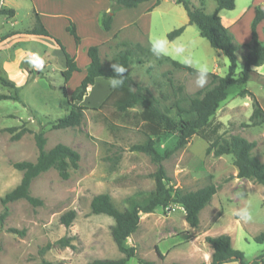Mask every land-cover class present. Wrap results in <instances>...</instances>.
Segmentation results:
<instances>
[{"label": "rangeland", "instance_id": "374dc122", "mask_svg": "<svg viewBox=\"0 0 264 264\" xmlns=\"http://www.w3.org/2000/svg\"><path fill=\"white\" fill-rule=\"evenodd\" d=\"M188 1L199 6V0ZM251 1L235 0L233 10L219 12V16L227 21L235 20L229 32L238 46L250 43ZM78 2L81 0H0V10L14 11L11 18L0 15V80L15 85L12 90L0 81V95L13 98L16 92L19 98V101L0 100V198L20 182L22 173L12 164L35 162L38 155L35 134L42 133L45 138V151L62 144L79 155L77 168H68L66 180H62L55 169H50L31 182L29 193L42 202L40 206L33 207L24 200L7 205V216L0 229V264H41L43 260L87 264L96 259H120L123 256L110 234L113 220L104 215H93L90 202L93 197L106 194L114 207L123 211L127 198L143 196L154 188L152 175L156 166L144 154L130 151L132 145L145 140L138 117L140 108L123 114L115 110L112 101L101 107L103 101L94 103L93 97H98L99 92L91 89L93 96L88 94L86 103L79 102L85 108L80 124L73 128L54 129L55 122L69 112L68 97L80 84L86 68L80 58L77 64L80 72L65 83L61 76L65 58L56 41L72 58L91 45L83 34L86 27L84 10L77 5ZM258 2L264 8V0ZM215 7L214 0H204L206 14H211ZM52 12L68 15L60 21H52L46 17ZM140 12L143 16L138 23L145 29V34H139L131 27L120 34L121 39H127L124 44L121 41L102 44L101 63L107 66L113 56L125 48L134 50V63L128 68L131 78L151 92L161 110L169 109L170 116L175 118V103L185 107L188 98L209 87L211 79L209 77L205 87L198 88L196 73L174 69L163 57L194 70L198 63H208L209 73L220 77L227 74L229 63L224 55L199 36L194 25H188L185 11L172 0L143 4ZM35 14L42 26L50 28V37L26 34L36 27ZM133 14L135 18L137 15ZM131 18L127 15L125 21ZM53 22L55 25L51 26ZM69 22L82 34L81 38L76 32L80 39L77 46L66 31ZM119 22L116 21L114 26L117 27ZM181 27H184L183 33L168 41L167 35ZM98 28L103 31L100 26ZM256 33L264 42L262 25L258 26ZM165 38L168 41L167 54L157 57L149 52L154 40ZM100 39L101 36L94 35L95 42ZM135 44L147 49V53L140 55ZM177 45L185 47V54L192 57L191 65L173 51ZM243 52V49L236 52V76L243 69ZM32 54L35 59L39 57L45 62L42 71L29 62ZM244 90L252 94L264 111V80L252 75L244 85L229 87L228 96L220 103L211 124H222L220 134L224 138L237 135L255 141L256 147L251 155L264 163V122L260 126H248L252 97L240 96ZM10 128H15L13 133L7 131ZM22 129L28 132L13 140L12 136ZM175 142V135H165L157 143L156 150L163 154L166 149L172 150ZM207 146L205 141L194 136L162 162L166 183L173 189L187 193L209 184L216 187L212 201L199 213L198 227H189L183 209L175 204L141 214L137 230L125 241V245L133 247L136 253V257L126 264H138V258L152 264H211L212 248L205 242V237L220 235L230 237L232 248L243 253L244 263L264 252V244L253 240L264 231V188L237 179L232 156L206 155ZM245 207L252 215V220L247 223L233 214ZM2 211L0 204V214ZM70 211L75 217L66 228L59 220ZM8 229L24 230L25 235L20 237L7 232ZM63 237L72 239L70 243L74 249L52 246L43 256L39 255V250L46 244L53 245ZM155 247L162 257L157 256Z\"/></svg>", "mask_w": 264, "mask_h": 264}, {"label": "trees", "instance_id": "16d2710c", "mask_svg": "<svg viewBox=\"0 0 264 264\" xmlns=\"http://www.w3.org/2000/svg\"><path fill=\"white\" fill-rule=\"evenodd\" d=\"M107 1L109 2L108 12H101L99 15V26L103 31L110 30L112 17L119 10L134 9L142 3L152 0ZM155 2L158 4V0H155ZM174 2L185 11L188 25H194L198 30L199 36L207 40L212 49L222 51L229 63L228 72L224 77L209 73L211 79L209 87L196 92L193 97L188 98L185 107L179 103H175V118L170 116L169 109L161 110L159 108L157 99L147 88L141 87L133 81L129 70L124 74L126 76L125 84L113 89L103 101L101 107L112 101V105L118 113L125 114L135 108L141 109L138 117L142 123L141 128L145 140L140 144L132 145L130 151L147 156L151 163L156 166V170L152 175L154 181L153 190L143 196L127 198L125 200L126 208L123 211L116 209L106 194H100L92 198L90 202L91 213L93 215H104L113 220V226L110 229L111 238L123 257L117 260L96 259L87 264H126L130 259L135 258V249L126 246L125 241L137 230L140 215L153 213L157 208L164 209L171 204L178 205L184 211L185 221L188 226L191 228L198 227L199 213L212 201V197L216 193V187L213 184H209L201 189L187 193L173 189L166 183L167 179L162 165L165 158L171 155L173 151L183 148L194 136L201 138L208 144L205 151L206 155L211 153L214 157L223 155L232 156L233 165L237 171V179L247 180L264 188V163H261L251 155L252 150L256 147V142L247 141L237 135L224 138L220 134L222 124H211L220 103L225 101L228 96L229 87L244 85L252 75L264 80L253 70V68L264 64V42L259 40L256 33V27L260 23L264 24V9L259 6L254 7V16L250 25V43L238 46L234 43L229 30L221 24L219 17L220 11L234 9L235 0H214L216 7L211 14L204 12V0H199L198 7L191 4L188 0H174ZM0 15H7L11 18L14 16V11L2 9L0 10ZM35 17L36 27L26 32V34L50 37V34L42 26L36 14ZM66 31L73 38L77 46L80 43V39L71 22L66 27ZM183 31L184 27H181L170 32L167 35L168 41L175 40ZM56 43L64 54L65 69L61 72V76L66 83L73 73L79 72V69L74 58L65 52L58 41ZM135 49L140 55L147 53V49L142 48L140 45H135ZM240 49L244 50L242 56L243 69L240 75L236 76V52ZM149 52H151L150 48ZM133 54L134 50L125 48L118 51L107 66H103L99 56V46H90L86 50L89 63L85 68L84 78L68 97L69 112L55 122L54 129H66L78 126L85 108L74 104V102L82 100L87 93V89L94 85V81L97 78L109 79V77H112L114 75L111 67L113 63L123 64L129 68L130 64L134 63L132 60ZM163 58L169 61L174 69L187 71L190 74L196 73V70L188 66H184L167 57ZM139 64H142V61ZM0 81L5 87L15 90V85L12 82L5 79H1ZM239 95H249L252 97V113L249 117L248 126H260L264 122V111L257 100L246 90L242 91ZM7 99L19 101L16 92L13 98L0 95V100ZM14 130L15 128L7 129L9 133H13ZM26 132H28L27 129H22L14 134L12 139L18 140ZM165 135L176 136L175 146L172 150L166 149L163 154H160L156 150V145ZM34 141L38 151L35 162L23 161L12 164V167L21 172L22 176L19 184L0 198V204L3 207V211L0 214V229L7 216V205L9 203L24 200L33 207L42 204L40 200L33 198L29 193L30 184L38 175L50 169H55L59 177L62 180H66L69 175L68 168L76 169L78 166L79 155L69 147L57 144L49 151H45L46 140L42 133L35 134ZM74 217V212L70 211L61 216L59 222L67 228ZM7 232L20 237L25 235L24 230L8 229ZM71 240V238L63 237L53 245L46 244L38 253L40 256H43L52 246L74 249V246L70 243ZM253 240L257 244H264V231L254 237ZM205 242L213 250L211 264H227L232 262L239 264H264V252L249 263H244L243 253L232 248L230 237L227 235L213 238L205 237ZM155 252L158 257H162L157 247H155ZM137 262L138 264H152L139 258ZM41 264H64V261L47 262L43 260Z\"/></svg>", "mask_w": 264, "mask_h": 264}, {"label": "crops", "instance_id": "0c3cea01", "mask_svg": "<svg viewBox=\"0 0 264 264\" xmlns=\"http://www.w3.org/2000/svg\"><path fill=\"white\" fill-rule=\"evenodd\" d=\"M53 1H59L60 2V1H63V0H53ZM154 1L155 0H152V1H149V2H146V3H150V2H154ZM172 1L175 4L174 0H172ZM258 1L259 0H252L251 1L253 3L252 4L253 14H251V17H250L251 20L250 21H252L253 16H254V7L259 6L260 8H262L259 5V4H261V2H258ZM158 2H159V0H158ZM146 3H142V4L138 5L134 9H122V10H119L118 12H116L114 14V16L112 17L110 30L109 31H104V32L100 31V29L98 28L99 27L98 26L99 25L98 24L99 23V15H100L101 12H108V10H109V2L107 0H81V2L77 3V5H80V8H82L84 10L83 16L85 18L84 19V23H85L86 27H85V30H84L83 34H85V38H87L90 41L89 44H91V45L94 44V45H98L99 46L100 60H101V52H100L101 47L100 46L102 44H105V43L108 44V42L110 43L112 41H116V42L121 41L124 44L125 42H127V39H121L120 38V34L122 32H124V31H126L127 29H130L131 27H134L133 28L134 31H136V32H138L139 34H142V35L145 34V32H144L145 29L144 28H143L144 30L142 29V27L138 23V20L143 16L142 12H140V11L142 9V5L146 4ZM93 5H95V6H93ZM262 9H264V8H262ZM131 11H134V12H131ZM132 14L133 15H137V16L134 18L132 16ZM67 15L68 14H66V13L61 14V13L52 12L51 14H48V16H46V17H48L49 20H52V21H56V20L60 21L63 18H65ZM127 15L130 18L132 16V18L129 19L128 21H125V20H127L126 19ZM219 15H220V13H219ZM219 17L221 19V24L225 28H227L228 30L230 29L231 26H233L236 23L234 19L227 21L223 16H219ZM116 21H120L117 27L114 26ZM54 23L55 22H53L51 26H54L55 25ZM259 25H262L263 28H264V24L263 23H260ZM258 26L256 27V29L258 28ZM43 27L47 30L48 33L51 34V30H50V28L48 26L44 25ZM78 30L79 29L76 28V32L82 38V34L80 33V30L79 31ZM95 34H96V36H101L102 39H100L99 41L95 42L93 40ZM91 41H93V42H91ZM91 45H89V46H91ZM135 45H140V44H135ZM87 48L88 47L84 48L82 50L81 54L80 53H76L74 55V61L76 62V65L78 64L80 58L83 59L82 60V64H84V67H86L88 65L89 60H88V57L86 55ZM32 56H35V55L32 54L29 59H31ZM77 67H79V66H77ZM253 70H254V72L256 74H258V75H260V76H262L264 78V64L262 66H260V67L253 68ZM79 72H75V73H79ZM75 73H73V74H75ZM73 74L71 75L70 79L72 78ZM84 75H85V69H84ZM84 75H83V77H81L82 79L84 78ZM94 83L95 84L93 86H90L87 89V93L82 98L81 102L86 103V101L89 100V95L88 94H90V97L93 96L90 93L91 89L95 90L96 92H99V94H100L98 97L93 96L95 98L94 103H98L99 101H101V102L104 101L109 96L111 91L113 90V88L109 84V79L108 78H97L94 81ZM76 105L80 106L79 102ZM263 205H264V200H263ZM231 246H232V244H231ZM212 252H213V250H212ZM212 252H211V255H212ZM227 264H238V263L232 262V263H227Z\"/></svg>", "mask_w": 264, "mask_h": 264}, {"label": "clouds", "instance_id": "9594fccd", "mask_svg": "<svg viewBox=\"0 0 264 264\" xmlns=\"http://www.w3.org/2000/svg\"><path fill=\"white\" fill-rule=\"evenodd\" d=\"M168 41L165 39H157L154 40L151 43L150 50L151 52L157 56L160 57L162 55L167 54L168 48ZM173 51L177 54L183 57L184 62L188 65H191L193 63L192 57L185 54V47L183 45H177ZM30 63H32L38 70H43L44 67V61L37 57L35 60H30ZM114 75L112 77H109V84L113 89L119 88L125 84L126 76L124 75L128 67L124 66L123 64L113 63L111 65ZM209 79V65L208 63H198L197 69H196V86L198 88H203L208 83ZM235 216L239 217L240 220L247 223L252 220V215L247 207L241 208L239 210L234 211L233 213Z\"/></svg>", "mask_w": 264, "mask_h": 264}, {"label": "built area", "instance_id": "2783aa9c", "mask_svg": "<svg viewBox=\"0 0 264 264\" xmlns=\"http://www.w3.org/2000/svg\"><path fill=\"white\" fill-rule=\"evenodd\" d=\"M31 59L34 60L35 59V56H32Z\"/></svg>", "mask_w": 264, "mask_h": 264}, {"label": "water", "instance_id": "95a60500", "mask_svg": "<svg viewBox=\"0 0 264 264\" xmlns=\"http://www.w3.org/2000/svg\"><path fill=\"white\" fill-rule=\"evenodd\" d=\"M219 53H220L221 55H223L222 51H219Z\"/></svg>", "mask_w": 264, "mask_h": 264}]
</instances>
